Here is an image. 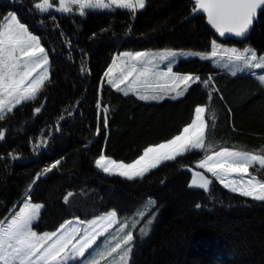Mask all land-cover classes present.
I'll list each match as a JSON object with an SVG mask.
<instances>
[{
  "label": "trees",
  "instance_id": "trees-1",
  "mask_svg": "<svg viewBox=\"0 0 264 264\" xmlns=\"http://www.w3.org/2000/svg\"><path fill=\"white\" fill-rule=\"evenodd\" d=\"M34 2L0 0V20L16 13L41 39L50 61L49 80L37 100L18 106L0 121L7 130L0 157L13 149L18 157L0 159V220L26 198L37 174L59 160L61 164L31 189V201L46 205L33 230L55 231L65 220L88 221L112 210H118L119 222L128 223L137 219L138 212L151 211L154 222L149 233L141 236L142 224L133 230L136 240L130 264H264V202L231 193L215 180L207 192L190 188L191 175L183 169L202 159V150L164 162L134 181L108 176L94 163L101 154L117 162H134L145 148L180 135L192 123L196 107L205 109L210 154L228 148L264 155V86L255 78L263 71L233 77L215 66V61L221 65L226 58L180 59L174 72L199 76L201 81L175 100L140 101L133 93L117 92L104 72L112 58L125 51L171 49L210 57V42L218 35L205 17L192 18L191 0H146V7L135 14L114 9L89 11L84 17L33 15ZM52 16L57 17L55 22ZM218 44L241 50L250 45L264 55V15L248 39L220 38ZM209 76L215 91L202 83ZM36 107L42 112L35 113ZM40 140L49 143L37 147ZM249 171L264 179L259 166ZM68 192L73 193L70 206L63 202ZM150 200L156 201L155 206Z\"/></svg>",
  "mask_w": 264,
  "mask_h": 264
},
{
  "label": "snow or ice",
  "instance_id": "snow-or-ice-1",
  "mask_svg": "<svg viewBox=\"0 0 264 264\" xmlns=\"http://www.w3.org/2000/svg\"><path fill=\"white\" fill-rule=\"evenodd\" d=\"M145 7L146 0H58V5L56 0H37L31 5L33 15L37 13L51 15L52 12L69 14L75 10L81 17L86 15V9L115 8L135 14ZM200 13L206 15L207 25L214 29L218 37H214L210 42V57L195 51L188 53V57L199 56L201 60L219 58L221 61L226 58V63L222 67L233 77L238 73L251 75L254 69L264 71V55L258 54L250 45L241 50L238 47L225 48L218 44L220 38H237L238 42L248 39L259 16L264 15V0H195L192 18H196ZM56 19V16H52L53 22ZM96 35L93 33L92 38ZM182 56L184 53L171 49L152 54L125 51L112 58L104 77L108 78V84L117 92L123 91L125 96L129 95V91L121 88V85H127L140 101H161L166 97L175 100L184 96L193 83L201 81L199 76L174 72L173 65L177 63V57ZM49 63V56L41 46V39L20 21L17 14L9 12L3 16L0 20V121L6 119V114H14L18 106L37 100L42 85L49 80ZM161 64L165 65L166 70H160ZM211 79L209 76L202 83L215 91V86L209 85ZM258 79L260 84L264 85V75H259ZM211 95L212 92L209 93L210 98ZM96 106L99 109L101 104L97 103ZM107 111L105 108L104 112ZM34 112L39 114L42 108L36 107ZM195 112L196 120L184 127L180 135L166 143L145 148L143 154L134 162H117L106 154H101L94 161L96 169L108 175L134 181L136 178L143 179L162 161H176L184 154L202 150L204 155L198 161L197 168L211 174L224 188L239 192L241 196L251 197L255 201L264 202V179L250 174L249 171L256 165L264 169V155L232 151L228 148H221L210 154L212 145L206 140L207 125L201 116L205 109L196 107ZM103 125L105 129L108 128L106 115L103 118ZM96 134H100L99 127ZM6 140L7 130L0 125V142ZM48 143L49 141L40 140L37 147L47 146ZM15 152L13 149L0 159L15 160L18 158ZM60 164L61 161L57 160L42 173H38L26 189L23 206L17 204L19 211H13L10 218L0 220V264H69L70 261L72 264H100L101 260L108 261L109 258H112L111 264H130V255L136 240L133 230L142 224L143 226L139 227L141 236L149 233L154 222V213L151 211L147 215L143 211L137 213L143 219L133 218L131 224L133 230H127L125 224L120 228L122 235L113 237L112 240L105 237L103 248H100L97 241L104 237L116 222L118 210L97 216L87 223L84 220L76 222L65 220L55 231L39 233L33 230L34 222L41 218V209L46 205L31 201V189L42 175ZM213 183L214 181L203 173L194 171L189 187L207 192ZM72 197L73 193L68 192L63 197L64 204L70 206ZM150 203L155 206L156 201L150 200ZM196 207L200 205L197 204ZM77 224L79 226H76Z\"/></svg>",
  "mask_w": 264,
  "mask_h": 264
},
{
  "label": "rangeland",
  "instance_id": "rangeland-1",
  "mask_svg": "<svg viewBox=\"0 0 264 264\" xmlns=\"http://www.w3.org/2000/svg\"><path fill=\"white\" fill-rule=\"evenodd\" d=\"M56 4L58 5V0H56ZM115 9V8H114ZM113 9V10H114ZM121 10H124V9H121ZM89 11H107V9H86L85 10V12H89ZM138 11H141V10H138ZM53 13H55V12H53ZM73 13H76V14H79L78 13V11H75L74 10V12ZM57 14H60V13H57ZM225 48H227V46L225 47ZM159 52H162V51H154V52H147V53H150V54H152V53H159ZM45 53H46V51H45ZM182 53H184V56H182V57H177V62L180 60V59H189V58H192V57H188V53H190V52H182ZM47 54V53H46ZM175 65V64H174ZM160 70H166V67H165V65L164 64H161L160 66ZM221 67H222V65H221ZM48 69H49V66H48ZM256 70V69H255ZM49 72V71H48ZM35 75V74H34ZM261 75H264V71H263V74H261ZM258 76L259 75H256L255 76V78L259 81V79H258ZM106 79L108 80V78L106 77ZM131 79V78H130ZM264 86V85H263ZM121 88H124L125 90H128L130 93H132V91L131 90H129L128 88H127V85H121ZM115 89V88H114ZM121 92H123V91H121ZM201 116H202V114H201ZM203 118V117H202ZM194 120H196V114H195V116H194ZM193 120V121H194ZM195 151H199V150H195ZM165 161H162L161 162V164L162 163H164ZM198 163V162H197ZM197 163H195V164H193L192 165V168L195 170V171H198V172H201V173H203L204 175H206L210 180H215V178L214 177H212L211 176V174H209V173H206L205 172V170H203V169H199V168H197L196 167V165H197ZM256 166H259V165H256ZM153 170V169H152ZM101 172H102V170H100ZM151 171V170H150ZM105 174V173H104ZM106 175H108V174H106ZM108 176H115V177H119V176H116V175H108ZM120 178H123V177H120ZM123 179H126V178H123ZM137 179V178H136ZM218 184H220L218 181H216ZM222 187H223V185L222 184H220ZM224 188V187H223ZM224 189H226V188H224ZM227 191H230L231 193H235V194H238V195H240L239 194V192H232L231 190H229V189H226ZM247 198H250V199H252L251 197H247ZM253 200V199H252ZM24 201V200H23ZM23 201L19 204L20 206H23ZM13 211H19V207H17L15 210H13ZM13 211H12V213H13ZM105 215V214H104ZM140 217V216H139ZM7 218H10V215L7 217ZM136 218L138 219V216H136ZM94 219H96V218H93V219H91V220H88V221H92V220H94ZM136 219V220H137ZM72 221H74V222H76V221H79V220H77V219H72ZM88 221H85V223H87ZM36 222V221H35ZM34 222V223H35ZM127 225V230H133L130 226H131V224H132V222H128V223H125L124 221L123 222H119L117 219H116V222L112 225V227L108 230V233H105V236L104 237H101V238H99L98 239V241H97V243L99 244V246H100V248H103L104 247V243H105V237H107V239L108 240H112V238L113 237H116V236H119V235H122L123 233H121L120 232V228H121V226L122 225ZM76 226H79V224H77ZM109 233L111 234V235H109ZM95 247V246H94ZM94 253V255H95V252H93ZM111 259L112 258H109L108 259V261H104V260H101L100 261V264H111ZM117 259H118V257H117ZM69 264H72V262L70 261L69 262Z\"/></svg>",
  "mask_w": 264,
  "mask_h": 264
},
{
  "label": "water",
  "instance_id": "water-1",
  "mask_svg": "<svg viewBox=\"0 0 264 264\" xmlns=\"http://www.w3.org/2000/svg\"><path fill=\"white\" fill-rule=\"evenodd\" d=\"M191 1H192L193 4L195 3V0H191ZM192 16H193V14H192ZM199 16H203V17H205V19H206V23H207V17H206V15H204L203 13H200ZM208 26L211 28L210 25H208ZM212 30L214 31V29H212ZM214 32H215V31H214ZM217 35H218V34H217ZM221 39L224 40V41H226V40H231V39H235V38H231V39L221 38ZM183 172L188 173L189 175L192 176L194 170H193L192 168H185V169H183Z\"/></svg>",
  "mask_w": 264,
  "mask_h": 264
},
{
  "label": "crops",
  "instance_id": "crops-1",
  "mask_svg": "<svg viewBox=\"0 0 264 264\" xmlns=\"http://www.w3.org/2000/svg\"><path fill=\"white\" fill-rule=\"evenodd\" d=\"M223 64H224V63H223ZM223 64H221V65H223ZM221 65H220V63H218V61H215V66L222 68ZM224 69H225V68H224ZM226 71L229 72L227 69H226ZM204 113H205V112H204ZM204 113H202V117L204 116ZM195 114H196V112H195ZM194 116H195V115H194ZM193 120H194V119H193ZM192 122H193V121H192Z\"/></svg>",
  "mask_w": 264,
  "mask_h": 264
}]
</instances>
